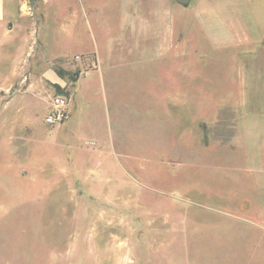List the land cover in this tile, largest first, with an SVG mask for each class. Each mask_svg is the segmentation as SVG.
<instances>
[{
	"label": "rangeland",
	"instance_id": "obj_1",
	"mask_svg": "<svg viewBox=\"0 0 264 264\" xmlns=\"http://www.w3.org/2000/svg\"><path fill=\"white\" fill-rule=\"evenodd\" d=\"M14 13L0 264H264V0ZM16 47L24 80L6 83ZM56 96L67 119L48 126Z\"/></svg>",
	"mask_w": 264,
	"mask_h": 264
},
{
	"label": "crops",
	"instance_id": "obj_2",
	"mask_svg": "<svg viewBox=\"0 0 264 264\" xmlns=\"http://www.w3.org/2000/svg\"><path fill=\"white\" fill-rule=\"evenodd\" d=\"M14 2L15 0H0V32H4L2 35L3 39L0 41V49L11 50L13 46L8 42L11 39V33L9 31L10 22L14 17ZM19 47H16V58L11 61L7 67V73L1 75L2 81L6 83H18L19 81L23 83L24 80V63H23V54L21 56V64H19ZM93 66L97 68V56L94 53ZM75 100V94H74Z\"/></svg>",
	"mask_w": 264,
	"mask_h": 264
},
{
	"label": "built area",
	"instance_id": "obj_3",
	"mask_svg": "<svg viewBox=\"0 0 264 264\" xmlns=\"http://www.w3.org/2000/svg\"><path fill=\"white\" fill-rule=\"evenodd\" d=\"M61 96L54 97L51 108L45 117V124L48 126L62 124L67 119V112Z\"/></svg>",
	"mask_w": 264,
	"mask_h": 264
},
{
	"label": "trees",
	"instance_id": "obj_4",
	"mask_svg": "<svg viewBox=\"0 0 264 264\" xmlns=\"http://www.w3.org/2000/svg\"><path fill=\"white\" fill-rule=\"evenodd\" d=\"M54 72L55 74L62 78L64 75H68V78L72 81V82H76L78 77H79V72L73 73V74H64L63 70H60L58 68H54Z\"/></svg>",
	"mask_w": 264,
	"mask_h": 264
},
{
	"label": "water",
	"instance_id": "obj_5",
	"mask_svg": "<svg viewBox=\"0 0 264 264\" xmlns=\"http://www.w3.org/2000/svg\"><path fill=\"white\" fill-rule=\"evenodd\" d=\"M173 1L182 7H187L190 3V0H173Z\"/></svg>",
	"mask_w": 264,
	"mask_h": 264
}]
</instances>
